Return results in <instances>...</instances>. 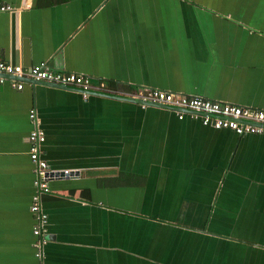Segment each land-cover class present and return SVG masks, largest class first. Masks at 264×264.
I'll list each match as a JSON object with an SVG mask.
<instances>
[{"label": "crops", "instance_id": "0c3cea01", "mask_svg": "<svg viewBox=\"0 0 264 264\" xmlns=\"http://www.w3.org/2000/svg\"><path fill=\"white\" fill-rule=\"evenodd\" d=\"M0 61L86 75L0 84V264H264V137L128 94L264 110V0H0ZM2 76V75H1ZM34 109L51 172L34 257Z\"/></svg>", "mask_w": 264, "mask_h": 264}, {"label": "built area", "instance_id": "2783aa9c", "mask_svg": "<svg viewBox=\"0 0 264 264\" xmlns=\"http://www.w3.org/2000/svg\"><path fill=\"white\" fill-rule=\"evenodd\" d=\"M14 10L10 4L0 2V14ZM2 75V76H1ZM3 75L13 77L10 86L16 90L22 87V80L43 81L59 86L76 87L82 96L90 90L89 77L76 72L53 70L45 63L39 62L28 67L19 64L0 61V84L3 83ZM131 99L139 102L141 107L145 103H158L174 111L176 118L184 115L198 119L203 126L215 130H228L236 135L253 134L264 137V110L232 103L212 100L201 96L189 95L180 92L164 91L158 89H145L129 93ZM28 119L31 128L27 135V155L33 167L34 193L31 196L29 209L35 219L32 227L34 257L41 259V248L44 241L43 232L46 224V214L40 210L39 197L49 193L48 167L46 161L40 155V146L44 141V132L39 126L34 109L28 111Z\"/></svg>", "mask_w": 264, "mask_h": 264}, {"label": "water", "instance_id": "95a60500", "mask_svg": "<svg viewBox=\"0 0 264 264\" xmlns=\"http://www.w3.org/2000/svg\"><path fill=\"white\" fill-rule=\"evenodd\" d=\"M28 82H30V83H33V82L34 83H39V82H43V81H28ZM56 86H59V85H56ZM59 87L67 88V86H59ZM74 88L75 89H78L76 87H74ZM86 92L87 93H90L91 91L90 90H87ZM123 99L124 100H130V101L135 102V103H139L135 99H127V98H123ZM145 105H154V106H158V107H165V106H163L161 104H158V103H145ZM75 174H77V173H71L70 171H59V172H51V171H48L47 172L48 180H50L53 176H63V177H66V176L75 175Z\"/></svg>", "mask_w": 264, "mask_h": 264}]
</instances>
